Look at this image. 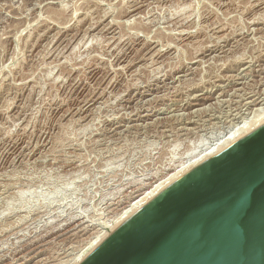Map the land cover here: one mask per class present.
<instances>
[{
    "label": "rangeland",
    "instance_id": "374dc122",
    "mask_svg": "<svg viewBox=\"0 0 264 264\" xmlns=\"http://www.w3.org/2000/svg\"><path fill=\"white\" fill-rule=\"evenodd\" d=\"M259 106L264 0H0V264L69 262Z\"/></svg>",
    "mask_w": 264,
    "mask_h": 264
},
{
    "label": "water",
    "instance_id": "95a60500",
    "mask_svg": "<svg viewBox=\"0 0 264 264\" xmlns=\"http://www.w3.org/2000/svg\"><path fill=\"white\" fill-rule=\"evenodd\" d=\"M79 264H264V123L164 188Z\"/></svg>",
    "mask_w": 264,
    "mask_h": 264
},
{
    "label": "bare ground",
    "instance_id": "6f19581e",
    "mask_svg": "<svg viewBox=\"0 0 264 264\" xmlns=\"http://www.w3.org/2000/svg\"><path fill=\"white\" fill-rule=\"evenodd\" d=\"M251 29V28H250ZM157 50V49H156ZM176 78V77H175ZM262 89V88H261ZM256 101V99H251L247 101L249 105L252 102ZM261 100H257V104H259ZM261 104V103H260ZM248 105V106H249ZM252 110V109H251ZM252 116L247 121H242L241 125H236L229 129L222 138L216 141L213 144H209L210 146L206 147L204 150L199 152L198 154L194 155L193 158L186 161L185 164H181L179 168L174 170L172 173L168 174L164 178L160 179L154 185L148 187V189L144 190L142 193L139 194L132 202H130L120 213V215L112 220L109 223L105 222L101 228L87 240V245L85 243V247L80 250L81 253L73 256L69 262L65 260L64 263L66 264H79L89 253H91L107 236L111 234L124 220L129 218L134 212L144 206L147 202H149L152 198H154L158 193H160L164 188L170 185L172 182L183 176L185 173L189 172L193 168L199 166L209 158L213 157L217 153H219L222 149L226 146L234 142L235 140L239 139L242 135L244 136L260 124L264 123V106H259L254 109L251 113ZM239 124V123H238ZM67 246V245H66ZM46 259V258H45ZM63 263V264H64ZM58 264V263H57Z\"/></svg>",
    "mask_w": 264,
    "mask_h": 264
}]
</instances>
